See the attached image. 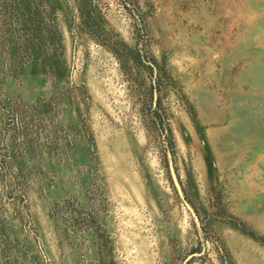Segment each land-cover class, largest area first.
<instances>
[{"label":"rangeland","instance_id":"rangeland-1","mask_svg":"<svg viewBox=\"0 0 264 264\" xmlns=\"http://www.w3.org/2000/svg\"><path fill=\"white\" fill-rule=\"evenodd\" d=\"M0 264H264V0H0Z\"/></svg>","mask_w":264,"mask_h":264},{"label":"water","instance_id":"water-1","mask_svg":"<svg viewBox=\"0 0 264 264\" xmlns=\"http://www.w3.org/2000/svg\"><path fill=\"white\" fill-rule=\"evenodd\" d=\"M156 97H157V89H156V87H154L153 88V103H155ZM168 153H170V150H168ZM169 170H170V175H171L174 186L176 187V189L178 191H180L179 179H178V176L176 174L175 167H174L172 160H170V162H169ZM181 198H182V201L184 202L185 206L190 211L195 223L200 227V220H199V217H198L196 210L194 209V207L190 204V202L186 199V197L184 195H182Z\"/></svg>","mask_w":264,"mask_h":264}]
</instances>
